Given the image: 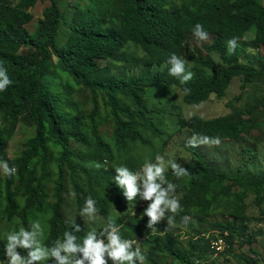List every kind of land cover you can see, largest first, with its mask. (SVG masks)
Returning a JSON list of instances; mask_svg holds the SVG:
<instances>
[{
  "label": "trees",
  "instance_id": "trees-1",
  "mask_svg": "<svg viewBox=\"0 0 264 264\" xmlns=\"http://www.w3.org/2000/svg\"><path fill=\"white\" fill-rule=\"evenodd\" d=\"M38 1L41 0H0V65L7 70L12 81L6 90L0 91V161L18 168V182L13 177H7L5 182L7 218L11 220L18 216L23 227L28 229L30 212L33 209L42 211L47 203L43 180L37 177L36 165L33 164L38 159H47L48 142L61 149L55 202L50 207L49 234L44 242L51 246L57 239H63L65 231L73 229V222L68 220L63 209L66 167L70 174L80 172L88 178V192L103 217H107V209L103 200L94 194V185L100 182L108 184L120 204L126 199L122 189L107 175L94 173L73 163V158L81 157L71 148L70 141L91 144L83 132V120L88 118L91 122L94 150L101 164L115 159L111 145L104 141L99 132L97 117L102 105L109 109L113 118V137L119 147L127 148L130 143L146 144L147 139L141 127L153 137H161L163 132L153 118L147 94L159 85L174 86L180 82L170 75L168 59L173 54L186 59L189 52L187 41L195 37L193 28L197 23L202 24L209 33L210 42L193 46L194 51L188 59L212 70L216 78L198 76L182 84L186 103L201 105L214 95L224 99L236 78L241 79V93L235 101L242 100L250 84L264 80V56L260 55L258 64L245 65L236 54H229L226 38L238 37L240 42L254 32V48L260 50L264 47V1L82 0L81 3L72 4V16L67 22L62 12L64 0H50L37 28L31 32L26 25L34 18L30 8ZM62 25L67 27L69 33L65 42L59 44ZM22 47H29L31 51L24 56L20 52ZM213 54L221 58L224 66H217L209 56ZM53 57L57 58L61 71L77 87L90 91L93 109L87 117L81 112L72 118L68 117L60 110L61 97L47 91V67ZM137 69L139 73L133 74ZM117 70L127 71V74L120 75ZM185 88L191 91L185 93ZM122 98L127 99L128 104H124ZM230 106L233 107V103ZM262 108L264 98L231 115L214 119L201 116L188 119L180 115L179 121L183 129H190L195 136L208 135L219 137L220 140L237 141L242 140L245 133L259 128L254 122L240 126L237 119L253 115ZM20 123L35 127L36 135L26 143L21 157L10 161L7 157L9 140ZM190 152L199 165L186 168L187 176L191 179L190 186H178L176 189L181 197L182 211L178 213L181 216L175 219L172 213H167L164 220L181 219L178 221L185 224L187 217L207 223L219 200L234 196L236 208L229 213L228 220L214 224L213 230L217 231L214 239L225 237L230 244L229 251L233 250L236 240L243 242L253 254L260 256L253 245L264 234V228H252L260 219L246 214V200L251 188L256 193L255 202L261 209V215H264V177L232 176L226 170H216L213 162L199 151L190 149ZM126 166L134 171L141 168L140 163L133 158L129 159ZM165 174L170 182L176 178L172 171ZM226 183L230 185L226 186ZM220 184L223 185L221 189L218 188ZM72 187L76 202L82 207L83 190L75 182ZM236 187L245 189L236 193ZM20 193L26 198L22 211H19L17 201ZM148 220L149 217L143 218L138 223L135 218L125 215L119 219V227L123 238L138 243H142V239L148 242L146 247L151 264H162L159 253L169 258L167 264H196L195 256L204 257L213 251L211 241L214 239L202 237L203 232L195 234L199 241L191 246L194 253L162 223L157 224L162 232L150 230V234L146 235L147 228L142 223H148ZM86 233L84 229L76 233L78 241H82ZM3 253L4 242L0 238V259ZM247 262L264 264L253 258Z\"/></svg>",
  "mask_w": 264,
  "mask_h": 264
},
{
  "label": "rangeland",
  "instance_id": "rangeland-1",
  "mask_svg": "<svg viewBox=\"0 0 264 264\" xmlns=\"http://www.w3.org/2000/svg\"><path fill=\"white\" fill-rule=\"evenodd\" d=\"M82 0H64L62 3V12L65 20L68 22L72 16V4L81 3ZM179 2L181 0H174ZM264 1V0H263ZM50 4V0H41L36 5L30 8V12L34 18L26 27L34 32L38 26V21L43 17V11L46 6ZM59 33V44H63L68 36L69 30L67 27H61ZM227 41L230 38H226ZM255 33L251 32L247 35V38L239 42V47L234 52L243 64L252 65L259 63V57L264 56V47L260 50L254 48ZM207 41H200L196 37H193L187 41L188 53L186 55V64L191 71L194 72V77L191 81L195 80L198 76H203L207 79L216 78L212 70L203 67L201 64L189 61L190 53H193V46L209 43ZM31 49L29 47H22L20 52L26 56ZM217 64L218 67L224 66L221 58L217 55H209ZM49 73L45 79V86L47 91L61 97L62 102L60 104L61 112H64L68 117H74L78 112L83 113L86 117L91 113L93 109V102L90 91L83 87H77L72 79L59 68V64L56 57L52 58V61L48 65ZM120 75L125 76L127 71H118ZM138 74L139 69L132 72ZM182 83L177 85H159L151 89L147 94L148 105L153 111V118L155 122L161 128L163 134L159 138H155L152 134L141 127V131L147 139L146 144L130 143L127 148L119 147L114 140V121L107 107H101V113L97 117V123L99 132L105 142L109 143L114 151L115 159L107 163H99L95 150V138L92 134V125L88 118L83 120V132L90 140V145H82L76 143L74 140L70 141L71 148L76 151L81 159H72L73 163L80 165L85 169L98 174L107 175L113 182L115 176V168L121 165H127L130 158L135 159L140 163V167L146 160L155 161L156 155H161L165 158V161L175 160L182 167H198L199 162L194 159L190 152L191 150L199 151L208 160L213 162V166L217 170H226L232 176H259L264 177V108L258 110L253 115H246L237 119L240 126H246L250 122H254L259 125V128L252 130L249 133L243 135L242 140H221L219 145H200L198 147H191L188 144L189 138L194 136L193 131L190 129H183L180 125V115L186 116L188 119L194 116H201L206 119H214L220 116H226L236 113L237 111L246 109L249 105L256 103L259 99L264 98V80L256 81L249 85L244 97L240 101H235L236 97L241 93V79L236 78L228 90V94L224 99H219L217 96H213L212 99L201 105H190L186 103L184 92L181 89ZM124 104H128V100L122 98ZM233 103V107L230 104ZM2 126V125H1ZM36 135L35 127L27 126L22 123L18 125L14 133L9 140V147L7 150V157L10 161L20 158L23 151L26 149V143L34 138ZM48 156L47 159H38L33 165H36L37 177L42 178L43 186L46 192L47 203L42 211L33 209L29 215V226L31 223L39 221L44 230L43 241L45 242L49 234V220L51 218V205L55 202V188L56 180L58 179V159L61 156V149L51 142H48ZM85 158L86 160H83ZM8 163V162H7ZM99 165V167H97ZM10 166V165H9ZM17 173L12 176L14 181L18 182V168ZM12 166V167H13ZM139 168L138 170H140ZM169 167L166 173L171 172ZM0 238L6 244V233L10 231H18L20 228H24L21 219L16 216L9 220L6 215V203H5V182L7 176L0 171ZM27 177V176H26ZM75 182L82 188V207H79L76 202V194L73 190L72 184ZM173 183L178 186H190L191 179L188 176L182 178H174ZM65 183V206L64 214L68 217L70 222L79 224L80 227L87 232L90 230H96L99 232L107 224L109 217L115 219L117 226H119V219L122 216L133 217L138 223L147 218L144 214V210L147 208L149 201L140 200L137 198L135 202H128L126 199L123 204H120L116 199V193L113 189L103 182L93 186V192L100 197L107 209V217H103L97 212L94 221H89L87 217H82L80 212L85 205V200L91 197L89 191L88 178L80 172L70 174L68 167H66V173L64 176ZM230 185V183L225 184ZM218 188H223V185H218ZM242 187H236L234 191L243 192ZM88 195L87 197L85 195ZM92 198V197H91ZM256 193L251 188L248 190V198L246 200L247 209L246 214L249 216L257 217L260 219L252 225L253 229L257 227L264 228V215H261V209L257 206ZM19 203V211L25 206L26 198L20 193L17 196ZM237 201L235 197H222L215 205V210L208 218L207 223H200L195 218H188L187 223L183 224L179 221L162 219L158 224L162 223L164 226L169 227L171 233L178 235L183 245H187L194 253V249L191 247L196 241V232H203L202 237H208L214 239L217 231H214V224L217 222H223L228 220L229 213L236 208ZM264 207V206H263ZM176 219L180 218V214H171ZM71 224V225H72ZM147 228V234L150 230L147 227V221L142 223ZM152 231V230H151ZM152 232H162V230L156 226V230ZM262 237H258L253 245L255 250L263 253L261 245ZM139 242L142 253L145 255L144 264H151L148 254V242ZM24 253V250L18 249ZM212 250V249H211ZM159 260L162 264L170 262L169 258L165 254L159 253ZM248 258L258 259L263 263V259L259 255H255L250 251L249 246L243 242L237 241L233 245V250L226 252L224 255L217 256L213 251L206 254L204 257L195 256L196 264H248ZM7 257L3 254V258L0 259V264ZM175 263V262H174ZM108 264H112L109 260ZM180 264V263H175Z\"/></svg>",
  "mask_w": 264,
  "mask_h": 264
},
{
  "label": "clouds",
  "instance_id": "clouds-1",
  "mask_svg": "<svg viewBox=\"0 0 264 264\" xmlns=\"http://www.w3.org/2000/svg\"><path fill=\"white\" fill-rule=\"evenodd\" d=\"M193 35L200 41H207L209 33L202 24L197 23L193 28ZM239 47V38L232 37L227 41L229 54H233ZM170 75L187 84L194 77V72L176 54L169 57ZM7 70L0 65V91L11 85ZM185 93L190 92L188 88ZM219 137L208 135L192 136L188 140L191 147L200 145H219ZM99 167V165H97ZM171 168L176 178L188 175V170L175 160L165 161L161 155H156L155 161L146 160L141 169L134 171L126 165L115 168L114 180L122 189L128 202H135L137 198L149 201L144 214L149 217L147 227L156 230L157 224L165 218L167 213L178 214L182 211L181 197L177 194V184L170 182L166 171ZM0 171L7 177L17 173V169L10 167L6 161H0ZM98 209L91 197L85 200L80 215L94 221ZM188 218L186 217L185 220ZM79 224L74 223L71 231L63 233V239H57L48 246L43 241L44 230L39 221L31 223L30 228H20L18 231L6 233L4 255L7 257L3 264H144L145 255L136 240L125 239L121 236L120 227L114 218L109 217L106 226L97 232L90 230L78 241L76 233L81 232ZM18 249L24 250L22 254Z\"/></svg>",
  "mask_w": 264,
  "mask_h": 264
},
{
  "label": "built area",
  "instance_id": "built-area-1",
  "mask_svg": "<svg viewBox=\"0 0 264 264\" xmlns=\"http://www.w3.org/2000/svg\"><path fill=\"white\" fill-rule=\"evenodd\" d=\"M211 249L217 256H220L230 250V244L225 237L218 236L211 241Z\"/></svg>",
  "mask_w": 264,
  "mask_h": 264
},
{
  "label": "crops",
  "instance_id": "crops-1",
  "mask_svg": "<svg viewBox=\"0 0 264 264\" xmlns=\"http://www.w3.org/2000/svg\"><path fill=\"white\" fill-rule=\"evenodd\" d=\"M262 236H264V234L262 235ZM261 236V237H262ZM257 242V241H256ZM259 245H261V248H262V250H263V253H261V257H262V261H263V263H264V238L262 239V241L259 243ZM248 259H252V258H248Z\"/></svg>",
  "mask_w": 264,
  "mask_h": 264
}]
</instances>
